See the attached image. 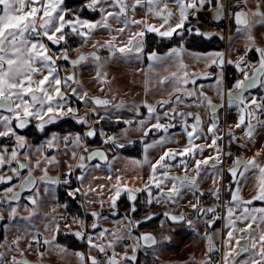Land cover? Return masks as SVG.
I'll return each mask as SVG.
<instances>
[{"label": "snow or ice", "instance_id": "obj_1", "mask_svg": "<svg viewBox=\"0 0 264 264\" xmlns=\"http://www.w3.org/2000/svg\"><path fill=\"white\" fill-rule=\"evenodd\" d=\"M65 0H0V183L10 184L14 178L19 180V188L34 187L37 179L47 184L61 183L59 177L53 178L48 175V168L42 165L52 164L55 157L45 154V148L54 147V142L59 139L56 134L42 144L31 146L27 137L21 134L20 130L26 129L30 123L36 122L35 127L43 132L45 126L54 123L63 117H72L76 123L86 125L87 129L83 133H69L63 137L65 146L73 144L81 146L82 140L97 135L95 125L101 121L110 119L105 111L101 114L97 108L103 107L107 110L111 104L120 109L124 107V102L112 104V100L97 96H89L86 90L77 85L80 83L76 79V70L85 68L91 63L95 68L97 80L104 84L107 80V73L104 70L105 64L110 63L117 57L129 60L133 57L140 59L145 52V34L154 33L161 38V41L168 40L170 45L163 54L157 51L148 52V59L160 65H170L175 70L168 71L159 83L171 89L168 99H159L155 104L144 101L143 106L147 109V115L138 121L125 120L123 123L135 127L136 131L142 132L141 142L144 143V160L133 161L136 165L149 164L150 174L149 184L145 185L148 191V203L152 204L151 186L158 190L157 204L175 205L181 197L183 191L187 190L196 198V203L191 207L196 210V221L204 220L206 229H211L216 220L221 219L217 215L216 207L197 208L201 203L198 184L203 178L201 175L202 166H209L215 172L210 173L212 183L216 187L211 195L216 201L220 200V181L223 180L225 169L223 164L222 150L218 141L224 136L219 133L221 110L230 111L235 109L236 121L235 129L243 132L245 143L237 146L242 149L249 148L254 140L256 126L261 124L260 116L264 115V96L252 94L256 88L264 89V44L257 43L254 35L256 27L264 26V0H86L82 11H90L98 15V19H88L79 12H71L65 6ZM146 6V15H151L160 23H148L146 19H137L138 8ZM211 9L210 16L215 21L225 18L230 20L234 28V35L243 45V51H237L236 60L226 59L224 51H210L193 54L198 60H203L206 68H215V73L204 72L202 76L190 73L185 64V41L189 36H199L212 39L219 36L199 26H192V19H196L199 24V13L203 10ZM133 28L136 30L133 31ZM107 33L109 39L100 42L94 39L99 33ZM115 33V34H114ZM127 38L124 39V34ZM224 39L223 36H219ZM78 40L76 47L70 43ZM231 40V37H230ZM91 46L96 51L85 53L82 49ZM104 50L108 56L101 57L98 52ZM255 52L257 59H249V52ZM72 52H76V58L70 59ZM59 61L70 64L71 74L61 75V65ZM225 64L233 65L239 73V77L230 85L225 84ZM153 65L150 64V67ZM212 79L214 83L210 87L215 88V99L208 96L204 91L203 84H197V79ZM67 89L68 91H64ZM104 89L101 88V91ZM70 93V95H69ZM71 97H75L79 102L91 104L93 114L92 122H89L88 112L79 114V109L71 106ZM167 106V109H165ZM204 108L209 116L207 135L211 137V143L207 147L212 148L215 155L203 159H195L197 153L203 154L204 147L196 145L195 140L201 137L207 138L204 132V119L199 112L180 111V107ZM139 114L138 105H132ZM165 109L159 112L157 109ZM168 121L167 124L161 120ZM179 119L183 132L187 136V145L180 151L167 148L165 145L171 142L169 129L176 127L175 121ZM155 123H152V121ZM189 120L192 123H189ZM253 121L256 123L254 124ZM162 132L158 139L147 143L143 137H147L152 131ZM128 129H124L127 135ZM99 134L104 137V143L114 148H123L124 144L119 142L116 135H107L103 129ZM228 143L237 141V137L230 127L227 132ZM132 143L133 141H129ZM43 159L35 161V168L40 169L43 175L39 178L33 176V167L30 152L33 150ZM161 147L164 148L162 154L150 162L147 156L148 150ZM264 150V149H261ZM261 150H256L251 157L245 158L237 155L231 160V167L227 169L232 184L229 186L231 199L226 207L225 227L228 229L226 238L223 240L222 261L213 260L212 255L200 261L199 264H237L236 257L241 255L244 259L239 264H264V207H249L255 201L264 202V161L260 160ZM85 152L87 148L85 147ZM226 155L231 158L232 153ZM21 156L29 163H23ZM178 160V165L174 162ZM185 157L194 160V167L191 171L194 176H189L188 163ZM75 158V153H73ZM99 159L108 161L105 151L96 150L88 155L79 157L78 167L85 168V161ZM117 159L114 155L113 160ZM211 162V163H210ZM179 166L183 169V175H171L170 169ZM94 167H99L95 165ZM10 170L13 175H4V170ZM27 170V175H22L23 170ZM71 166H69V173ZM207 174V173H206ZM67 175V174H66ZM253 180L255 194L248 200L241 196L240 181H245V186L249 179ZM78 179L83 182L85 177L81 175ZM63 183L68 184L65 179ZM170 184L171 187H167ZM234 186V190H233ZM15 185L6 187L4 192L9 194L5 199L9 202L7 209L9 219H15L17 208L11 205L12 201H19L20 192L14 191ZM167 188V191H165ZM114 195L111 197V207H116V201L122 191H127L128 199L135 201V192L141 189L127 188L121 186V177H116V184L113 186ZM79 189L69 191L68 195L73 196ZM199 192V195L197 193ZM33 205L36 200L29 197ZM3 200H0V204ZM103 203V201H101ZM135 211V206H133ZM165 219L161 220V227L165 221L172 225L186 224L193 228V220L184 213L172 214L165 211L162 213ZM94 218L91 224L92 229L98 227L97 220L100 214L92 212ZM208 217L207 219H204ZM4 217L0 215V220ZM151 215L146 216V220H151ZM74 222L84 227V222L74 218ZM141 222L137 221L139 225ZM131 225L132 222L129 221ZM238 224H243L239 227ZM59 223H55L54 232L59 231ZM67 227V225H66ZM78 239L87 240L88 253L78 251L74 255L79 264H135L137 261V247L131 246V254L125 251L123 254L115 251L117 245L127 234L131 238V232L127 230H101L98 236L86 235L85 230H77L73 233ZM219 234V233H215ZM112 239H108V236ZM214 233L205 231L203 239L207 244V253L214 254L220 251L214 240ZM137 241H143L147 246H155L161 243L171 242L170 236H164L161 241L151 233H143L136 237ZM20 237L12 243L15 246L10 248L23 255L19 249ZM55 235L50 241L44 238L42 241L39 234L33 236V242L37 249L43 244L47 248L53 246ZM30 248L33 243H29ZM60 252L67 249L60 245H55ZM124 247H129L125 245ZM95 251L97 255L91 253ZM39 255L43 257L44 253ZM0 264H6V254L0 251ZM11 264H31L27 259L18 260L15 255L11 256Z\"/></svg>", "mask_w": 264, "mask_h": 264}, {"label": "rangeland", "instance_id": "obj_2", "mask_svg": "<svg viewBox=\"0 0 264 264\" xmlns=\"http://www.w3.org/2000/svg\"><path fill=\"white\" fill-rule=\"evenodd\" d=\"M96 19V18H95ZM139 19V16L137 17ZM200 19V16L198 17ZM228 23H230V20L228 19ZM202 28V26H199ZM136 29L133 28V31ZM115 34V33H114ZM99 41L103 42L106 39H109L110 37L107 35V33H99ZM254 35L257 38V43L264 44V26H257L254 32ZM219 36H223L224 39H220ZM218 37L211 39L210 41H214V43H218V47L213 48L209 51H224L226 53V59H232L236 60L238 58L237 51L239 49L244 48L243 43L240 40H237L234 35V28L230 27L224 32L223 34H219ZM231 37V40H230ZM124 39L127 38V33L124 34ZM95 39V36H94ZM221 47V48H219ZM219 48V49H218ZM82 52L90 53L93 51H96V49H93L90 45L85 46L82 49H80ZM185 53V59L184 62L188 66V70H196L199 69L202 65V60L195 59L193 57V54L196 53H205V52H194L192 50H189L186 48ZM100 52V51H99ZM101 52H106L104 50H101ZM253 53H255L253 51ZM148 52L144 53L140 59H136L135 57L129 59V60H123L119 58V54H117V57L112 59L110 63H106L104 70L107 73V80L104 84H101L99 80H97L95 76V68L94 66L89 63L87 67L85 68H79L76 70V76L77 80L80 81V83L77 85V87L82 88L83 90H86L89 94V96H97L101 98H107L112 100V104H119L121 101L124 102V107L117 109L113 107L111 104L108 106L107 110L105 108L100 107L97 108V111L101 114H104L105 111H107L108 116L110 119H114L118 122H122L125 120H132V121H138L139 119L143 118L147 115V109L143 106L144 101L147 100L148 103L155 104L157 100L163 98L168 99V93L171 91V89L167 86V83L164 85H161L159 83V80L168 74V71L175 70L170 65H160L157 63H154L148 59L147 56ZM163 54V53H160ZM250 54V52H249ZM248 54V56H249ZM106 56H108V53H106ZM105 56V57H106ZM256 59L257 54L255 53ZM254 61V60H253ZM150 64L153 65L150 67ZM227 64H225L226 67ZM227 66L226 68L230 69ZM166 68L168 71H166ZM225 69V68H224ZM215 68H207L206 72H213L215 73ZM62 75L72 72V70H68V68L63 67L61 68ZM203 73L199 74L202 76ZM239 77V76H238ZM214 81L212 79H206V80H197V84H203L204 85V91L208 96H211L214 98V102L219 104L220 101L218 99H215V88L210 87ZM233 83V82H231ZM229 84V81L227 83ZM101 88L104 90L101 91ZM261 93L264 94V89L259 88ZM68 91L67 89H64ZM75 98V97H74ZM76 101H78L75 98ZM79 102V101H78ZM84 110L88 112L89 116V122L93 118V114L91 112L92 105L84 104L82 102H79ZM138 105L139 107V114L137 111L132 108V105ZM165 109H167V106H165ZM165 109L158 108L157 110L159 112L164 111ZM180 111L184 112H199L201 116L204 119V132L207 135V126H208V120L209 116L206 114V110L204 108H197V107H184L181 106ZM81 115V110L79 112ZM83 114V113H82ZM220 117V128L223 130L219 134L224 136L223 140L218 141V144L223 151V141L227 144V149H230L232 146H236L238 144L245 143V138L243 135V132L239 129H235L234 124L236 121V112L235 109H232L230 111L222 110L218 113ZM67 117V116H66ZM65 118V117H63ZM62 119V118H61ZM261 124L256 126V131L254 134V140L249 148L242 149L239 148L242 152V156L245 158L251 157L256 150L264 149V115L260 116ZM168 122V121H167ZM152 123H155L153 120ZM181 121L177 119L175 121L176 125H179L180 129L169 131L167 135L170 136L171 142L167 143L165 147L167 148H173L177 151L182 150L187 145V136L183 132L181 127ZM189 123H192L191 120H189ZM255 124L256 122L253 121ZM167 124V123H165ZM128 131L127 135H124L123 130H120L116 133V136L119 139V142L124 143L125 145H130L131 143L129 141H133L134 139H141L142 138V132L136 131L134 126H129L125 124ZM232 128V131L237 137V141L233 142L231 144L228 143V129ZM175 128V127H174ZM87 129V127H85ZM174 130V131H173ZM154 132H156L154 130ZM53 134H50V136L42 141L39 144L44 143L45 141L49 140ZM59 139L54 142V147L52 148H45L44 152L49 157H55V160L52 164L49 165H42V167L48 168V175L53 178L59 177L60 180L64 179L67 173H68V164L67 161H63L62 156H72L71 154L76 153L79 146L70 144L71 147H66L65 143L63 141L64 136H60L56 134ZM164 135V133L162 134ZM156 137L155 139H158ZM154 139V140H155ZM28 140V139H27ZM196 145L203 146L204 152L203 154L197 153L195 156V159H203L209 156H214L215 153L212 148L207 147L211 143V137L210 135H207V138L201 137L200 139H197L194 141ZM28 144L32 145L29 140ZM38 144V145H39ZM51 150V152H50ZM164 148L157 147L153 149H149L147 156L150 162H155V160L159 157L160 154H162ZM145 152L143 150V160H144ZM30 157L32 161V167H33V174H35L37 177H40L43 175V172L40 169L35 168V161L37 159H43V156H38L35 151L34 147L33 150L30 152ZM260 160L264 161V150H261V155L259 157ZM21 161L23 163H29L28 160H25L23 156H21ZM189 167H194V160L190 158ZM145 172L147 176L150 174V166L149 164H144ZM65 169V172H64ZM67 171V172H66ZM63 172V173H62ZM210 172V171H209ZM27 173V170H26ZM180 173H183V169L179 168V166L173 167L170 169L171 175H182ZM207 173V172H204ZM5 175L12 176L13 173L10 170L5 169ZM190 175V173H189ZM56 185L57 184H47L41 183L38 185V190L36 193V204L33 205L30 203L29 200L28 203H24L23 200H20L18 202H11V205L13 207L17 208V214L15 219H9L8 216V207L9 202L5 199V197L8 195L7 193L1 194V200H3V203L0 204V215H2L4 218L0 220V227L2 226V241L0 242V251L4 252L6 254V264H11V256L15 255L17 259L21 256H24L28 258L29 260L39 259L38 251H43L40 247H45L43 244L39 247L40 250L37 251V247L35 244L34 247H31L30 250H34L33 253L29 251H23L20 248V252L23 253V255H20L17 252L10 251V248H14L13 241L17 238V235L20 234V240H19V246L24 247L25 249L30 248L28 246V243H30L33 239V236L35 233L39 234V237L43 240L44 238H47L48 240H52L53 236L56 232H54L55 223H59V225H63L61 221L57 218V215L60 217L65 215L64 207L61 204H58L56 200ZM209 187L212 188L215 185H213L212 181L207 182L206 184H202V182H199L198 189H202V187ZM241 185V196H246L247 199L251 198L255 194V189L253 187V180L250 178L247 181V185L245 186V181H240ZM151 192H152V199L156 200L158 198L157 190L155 187L151 186ZM167 187H171L170 184L167 185ZM165 191H167V188H165ZM156 194V195H155ZM147 200L149 199V195L146 196ZM18 203V204H16ZM195 203V197L191 194V192H188L187 190L183 191L181 194L180 199L178 202L173 205L172 207H165L163 206L165 204L161 203V212L164 213L167 212H173L176 209H179L182 213H191L187 217L190 218L193 213H196V210H194L191 207V204ZM171 205V204H170ZM158 207L154 206L153 208ZM198 208V205H197ZM64 214V215H63ZM57 219V220H56ZM165 219V218H163ZM193 220V219H192ZM90 224V223H89ZM194 227L189 228L186 225H180V226H169L166 221L161 227L162 229H166L167 232L171 233V231H176L177 233H182L186 239L190 240V242H198L200 241V238H202V243L204 244V247L207 248L206 241L203 239L204 237V231H201V222H197L193 220ZM126 227V222H125ZM60 228V227H59ZM127 228V227H126ZM68 230V229H67ZM73 228L69 230V232H72ZM163 233L158 232V238L160 240L163 239ZM214 236V235H213ZM158 240V241H160ZM27 246V247H25ZM55 246V245H53ZM53 246L51 248H48L47 252L51 256H49L48 263L54 264V262H59V264H79V261L75 257L74 253L72 252H60L57 248L56 250L53 249ZM168 246V245H167ZM166 250V243H161L153 246L152 248H149L150 253H163ZM171 250H174L172 247ZM57 254L56 256H53ZM57 258V260H55Z\"/></svg>", "mask_w": 264, "mask_h": 264}, {"label": "flooded vegetation", "instance_id": "obj_3", "mask_svg": "<svg viewBox=\"0 0 264 264\" xmlns=\"http://www.w3.org/2000/svg\"><path fill=\"white\" fill-rule=\"evenodd\" d=\"M84 3H86V0H65V7L67 9H69L71 12H79L83 17L88 18V19H98V15L95 13H92L90 11H82L81 9L84 5ZM138 11V10H137ZM211 11V9L209 8L208 10H203L199 13L200 19H199V24H197L196 19H192V26H202L203 29H205V26H207L209 23H212L210 21L209 18V12ZM139 12V11H138ZM222 24H224V26L226 27V29L223 31L226 32V30L229 28V26L232 28V24L228 23V19L225 18L223 20H221ZM95 39L99 40V35H95ZM205 39V38H204ZM160 41V38H158L157 36H155L154 34H149L146 33L145 34V52H149L148 48H149V43H157ZM70 43L73 45V47H76L79 44L78 40H72L70 41ZM240 50V49H239ZM155 51V50H153ZM241 51H243L241 49ZM107 52H98V54L101 57H105ZM77 53L76 52H72L70 55V59H75L76 58ZM58 63H60L61 68L66 67L68 68V70H72L70 64H68L67 62L64 61H59ZM228 66V64L226 65V67ZM230 66V65H229ZM224 69V71L226 70H230V69H234V72L236 73V75L233 78H229L226 76V72H225V84L227 86V83L229 81V84H231V82H234V80L236 78H238L239 74H237L235 67L232 65L231 67H229L230 69L226 68ZM71 74V72H68L62 76H67ZM66 91V90H64ZM67 92V91H66ZM252 94L254 95H258V96H264L263 93H261L260 89L258 88L255 92H252ZM70 95V93H69ZM71 106L78 108L79 112L81 110V115H83L85 112H87L86 110H84L81 106V104L75 100L74 97H71ZM222 111V110H221ZM83 113V114H82ZM263 116V115H262ZM72 121L75 125H77L78 127H80V129L78 130H69L67 129L64 132H60V133H56L60 136H65L69 133L75 134L77 132L83 133L84 131H86L85 127H87L86 125H81L76 123V121L72 118V117H65L62 119H59L57 121H55L52 124L46 125L45 126V130L57 126L61 123H64L65 121ZM90 120V119H89ZM92 122V120L90 121V123ZM161 123H168L166 120H161ZM111 123V124H108ZM36 122L33 121L32 123L29 124V126L26 129L20 130L21 134L25 135L27 137V139L29 140V142L32 145H38L39 143H41L42 141L46 140L49 136V134L44 135L41 139L37 140L36 143L38 142V144H35V139L38 138V134L39 133H44L45 130L43 132L39 131L36 127H35ZM221 124V122H220ZM95 127L97 128V135L94 137H88V138H84L82 140V144L81 146L78 147V149L74 152L75 153V158H73V154H71L72 156L68 155V156H62L63 161H67L66 164H68V173L64 179L60 180L61 183L56 185V200L58 202V204H61L64 207V213L65 215L60 217L57 215V218L61 221V223L63 225L60 224V228L59 231L56 232L55 235V240L53 242V245H60L63 248L67 249V252H78V251H82L85 252L86 254L88 253V245H87V240H81L78 239L73 233L77 230H85V234H91L93 237L98 236V233L101 230H109V231H115V230H127L131 232V238L125 234L123 239L120 241V243L117 245L115 251L117 253L123 254L125 251H127L129 254H131V246H136L137 247V261L135 262V264H199L200 261H203L204 259L207 258V255H212L213 260L217 261V262H221L222 261V256H223V252L225 251L224 247H223V240L226 238V231H225V227H224V217H225V212H226V207L228 205V201L231 199L230 193H229V186L230 184H232L231 178L229 176V174L227 173V169L229 167H231V160L234 159L237 155H242V152L240 151V149L238 147H236L235 145L232 146L230 149H227V144L223 141V151L222 153H224L225 155H223V164L221 165V167H223L225 169L224 173H223V180L220 181L219 187H220V200L216 201L214 199V197L211 195V192L214 190V187L209 188V187H205V185H203L204 187H202V189L199 190V192H202L203 195L200 196V200L201 203L198 204V208H207V207H216L217 208V215H219L221 217V219L216 220V222L213 224L211 229H206L205 224H204V220L202 219L201 222V231L205 233V231H209L214 233L213 236V240L217 246V248L220 249V251L218 253H214V254H208L207 253V248L204 247V244L202 243V238H200V241L198 242H190V240L186 239V237H184L182 235V233H177L176 231H171V233L167 232L166 227L165 229L161 228V220H163V215L161 212V204H157L155 203V199L153 200L152 204L148 203V200L146 198L148 191L144 190L145 187H143L141 189L140 192H135L136 195V199L135 201H131L128 199V193H126L123 197L125 198V200L121 201L120 199L123 198L121 197L118 201H116V207L113 208L111 207V202H103L101 203V201H85L81 198L79 192H76L75 195L73 196H69L68 193L69 191H74L77 188V177L79 174L86 172L89 168H91L92 166L95 165H103V164H107L108 161L115 155H123V156H127L125 154H123V151L126 149L131 148L134 143L136 141H141V139H134L133 142L130 145H125L124 143V147L123 148H114L111 147L110 145L105 144L104 141V137H102L99 134L100 129H103V131L107 134V135H116L117 132H119L120 130H124L127 129L125 123L122 122H118L114 119H107L104 121H101L100 124L95 125ZM174 130H178L180 129L179 125H176L175 128H173ZM173 130V131H174ZM169 131H172V129L170 128ZM153 135L151 137H149V139H147V137H143V140L147 143H151L156 137L162 135V132H151ZM52 134V133H51ZM68 148L71 147L70 144L67 146ZM85 147L87 148V152H85ZM142 151H140V157L139 159L143 158V150H144V145L143 147H141ZM96 150H102L105 151L108 155V161L104 162V163H100L98 161L95 162H90V161H85V168L81 169L78 167V164L80 163L79 157L81 155H88L89 153H91L92 151H96ZM51 152V150H50ZM231 152L233 155L231 158H229L226 153ZM51 155H55V154H50L48 156ZM135 158V157H134ZM185 159L187 160V163H189L190 158L185 157ZM178 160L179 157L177 158V161L174 162L178 165ZM211 163V162H210ZM69 166H71V172L69 173ZM189 167V165H188ZM181 168V167H179ZM193 167H189V171H188V175L190 173L189 176H194L195 172L191 171ZM202 179L199 182H202V184H206L207 182L212 181V177L208 174L215 172L214 169H211L209 166H202ZM66 171V172H67ZM210 171V172H209ZM65 172V169H64ZM204 172H207L204 173ZM5 173V170H4ZM63 173V172H62ZM180 174H184L180 173ZM5 175V174H4ZM22 175H27L26 173V169L22 171ZM8 176V175H6ZM34 177H37L35 174H33ZM67 179L69 180L68 184L63 183V181ZM42 182H40L37 179V183L34 187H32L30 189L29 192L27 193H22L20 194V200H23V202L26 204L29 201V197H32L33 199L36 200V193L38 190V185L41 184ZM15 185L14 187V191H20L19 188V180H17L16 178L13 179V181L10 184H4V183H0V195L4 194V189L6 187H11ZM154 187V186H153ZM152 188V187H151ZM157 190V189H156ZM233 190H234V186H233ZM60 191H64L67 193L68 198L71 200V202L74 205V213H70L68 211V208L66 207V205L62 204L59 202L58 199V193ZM199 192L197 193V195H199ZM158 194V190L157 193ZM155 194V195H156ZM9 195V194H8ZM149 195V194H148ZM0 200H1V196H0ZM13 202V201H12ZM18 202V201H14L13 203ZM31 203V202H30ZM195 203H196V198H195ZM18 204V203H16ZM257 205H264V202L261 201H255L252 205L249 206H257ZM133 206H135V211H133ZM154 206H158L153 208ZM173 205H164L163 208L165 207H172ZM92 212H96L100 214V218L96 221L98 227L96 229H92L91 228V224L93 222V217L91 216ZM172 214H180L182 213L179 209L174 210L173 212H170ZM193 215L190 217L191 219H193L194 221H196V213L192 212ZM186 216H188L191 213H184ZM151 215L153 218L151 220H146V216ZM74 218H77L79 220H82L84 222V227L83 229L81 228L80 224H77L74 222ZM208 217H205L204 219H207ZM57 220V219H56ZM129 221L132 222V224H129ZM137 221H140L141 223L139 225L136 224ZM125 222H126V227H125ZM90 223V224H89ZM166 223L169 226H180V225H186V224H180V225H172L171 222L166 221ZM67 225V227H66ZM187 226V225H186ZM73 228L72 232H69V230ZM68 229V230H67ZM158 232L163 233V237L164 236H170L171 242L166 243V250L163 253H150L148 250L149 248H152L153 246H147L144 244V242L141 241H137L136 237H139L141 234L143 233H151L153 234L157 240H160L158 238ZM215 233H219L218 235ZM36 235V233H35ZM2 226L0 227V242L2 241ZM20 236L17 235V237ZM41 239V238H40ZM108 239H112V237L109 235ZM32 241L30 243H33V239H31ZM42 241V239H41ZM161 241V240H160ZM29 245V243H28ZM125 245H128L129 247H124ZM168 245V246H167ZM27 247V246H25ZM34 247V246H33ZM174 248V250H171V248ZM19 248L23 251H29L31 248H27L25 249L24 247L19 246ZM42 248L43 251H38L40 249H37L38 251V256L40 258L39 259H34V260H29L28 258L21 256L18 258V260H23V259H27L28 261L31 262V264H50L48 263V259L49 256H51L49 254V252H47L48 248L47 246L40 247ZM53 249L56 250V247L53 246ZM34 250H30L31 253H33ZM40 252H43L44 255L43 257H41L39 255ZM92 255H97V253L95 251H93L91 253ZM57 254L53 255L56 256ZM243 257V255L236 257V261L238 262L239 259H241ZM57 260V258L55 259ZM54 264H59V262H54Z\"/></svg>", "mask_w": 264, "mask_h": 264}, {"label": "crops", "instance_id": "obj_4", "mask_svg": "<svg viewBox=\"0 0 264 264\" xmlns=\"http://www.w3.org/2000/svg\"><path fill=\"white\" fill-rule=\"evenodd\" d=\"M136 11L137 18L146 19L148 23L159 25L160 21L152 17L151 15H146L147 8L146 6L138 8ZM154 34V33H149ZM155 35V34H154ZM157 36V35H155ZM158 37V36H157ZM160 38V37H158ZM161 39V38H160ZM205 63L202 60V65L199 69L191 70L190 73L201 74L206 72ZM77 79V76H76ZM117 159L113 160V157L108 161L107 164L99 165V167L92 166L86 172L78 175L80 177L83 175L85 179L81 182L77 177V188L79 189V194L81 198L85 201H103L110 202L111 197L114 195L113 186L116 184V177H121V186H127L131 189H142L146 184H149V180L144 164L136 165L133 161L142 159L117 155ZM140 192V191H137ZM127 191H122L120 197L117 201L123 197ZM245 200H248L246 196L242 197ZM250 199V198H249ZM249 207H264V205L249 206ZM226 216V212H225ZM239 227H243V224H238ZM225 227V219H224ZM227 233L228 229L225 227ZM226 235V234H225ZM244 259V256L239 259L237 264Z\"/></svg>", "mask_w": 264, "mask_h": 264}, {"label": "trees", "instance_id": "obj_5", "mask_svg": "<svg viewBox=\"0 0 264 264\" xmlns=\"http://www.w3.org/2000/svg\"><path fill=\"white\" fill-rule=\"evenodd\" d=\"M218 43H214V41H207L206 39L202 38V37H199V36H189L188 38H186V41H185V48L189 49V50H192L194 52H205V51H209L213 48H216L218 47L217 46ZM171 46L170 45V42L168 40H164V41H160L157 42V43H149V48H148V51H157L158 53H164L167 51L168 47ZM216 46V47H215ZM221 48V47H219ZM218 48V49H219ZM249 59L251 60H256V56H255V53L253 52H250L249 54ZM108 124H111V123H108ZM67 129L69 130H78L80 129V127H78L77 125H75L72 121L68 120V121H65L64 123H61L57 126H54V127H51L47 130H45L44 133H39L38 134V138L35 139V144H38V142L36 143L37 140L41 139L44 135L46 134H51V133H54V132H64L66 131ZM153 134L150 133L148 136H147V139H149V137H151ZM146 141V140H145ZM144 143H142L141 141H136L134 143V145L129 148V149H126L123 151V154L129 156V157H135V158H139L140 157V151H142L141 147H143ZM58 199H59V202L66 205V207L68 208V211L70 213H74V205L73 203L71 202V200L68 198L67 196V193L64 192V191H60L58 193ZM121 201L125 200V198H121L120 199Z\"/></svg>", "mask_w": 264, "mask_h": 264}, {"label": "built area", "instance_id": "obj_6", "mask_svg": "<svg viewBox=\"0 0 264 264\" xmlns=\"http://www.w3.org/2000/svg\"><path fill=\"white\" fill-rule=\"evenodd\" d=\"M205 29L213 33L223 34V31L226 29V27L222 23L219 24L209 23L207 26H205ZM225 72H226V76L229 78H233L236 75L233 68L230 70H226Z\"/></svg>", "mask_w": 264, "mask_h": 264}, {"label": "water", "instance_id": "obj_7", "mask_svg": "<svg viewBox=\"0 0 264 264\" xmlns=\"http://www.w3.org/2000/svg\"><path fill=\"white\" fill-rule=\"evenodd\" d=\"M211 12V11H210ZM210 12H209V18H210V21L212 22V23H214V24H219L221 21H215L211 16H210ZM216 37H218V36H213V38H216ZM212 38V39H213ZM207 41H210L211 39H207V38H205ZM230 66H232V65H230ZM236 70V69H235ZM237 72V71H236ZM237 74H239L238 72H237ZM197 80H206V79H203V78H199V79H197ZM258 88H256V89H253L252 90V92H255L256 90H257ZM95 161H98V162H100V163H104L105 161H101V160H99V159H96V160H92V161H90V162H95ZM32 187H30V188H26V189H24V190H21L20 189V194H22V193H27V192H29L30 191V189H31ZM14 202V201H13Z\"/></svg>", "mask_w": 264, "mask_h": 264}]
</instances>
